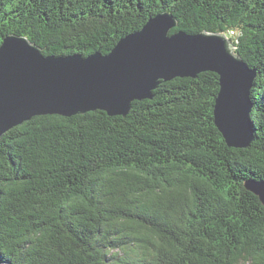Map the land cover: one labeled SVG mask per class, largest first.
<instances>
[{"label": "trees", "instance_id": "1", "mask_svg": "<svg viewBox=\"0 0 264 264\" xmlns=\"http://www.w3.org/2000/svg\"><path fill=\"white\" fill-rule=\"evenodd\" d=\"M224 33L257 77L255 139L215 123L220 77L162 81L127 115L32 117L0 138V264H264V0H0V45L108 54L150 17Z\"/></svg>", "mask_w": 264, "mask_h": 264}, {"label": "water", "instance_id": "2", "mask_svg": "<svg viewBox=\"0 0 264 264\" xmlns=\"http://www.w3.org/2000/svg\"><path fill=\"white\" fill-rule=\"evenodd\" d=\"M169 11L149 18L108 53L45 55L27 37L10 34L0 45V138L34 116H73L103 110L127 115L134 100L149 99L162 81L220 77L215 123L227 144L247 148L255 139L251 90L257 70L234 51L224 33L185 31ZM264 203V181L247 182Z\"/></svg>", "mask_w": 264, "mask_h": 264}]
</instances>
